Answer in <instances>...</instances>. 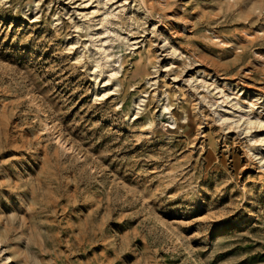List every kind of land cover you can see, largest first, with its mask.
<instances>
[{"label":"rangeland","instance_id":"rangeland-1","mask_svg":"<svg viewBox=\"0 0 264 264\" xmlns=\"http://www.w3.org/2000/svg\"><path fill=\"white\" fill-rule=\"evenodd\" d=\"M0 264H264V0H0Z\"/></svg>","mask_w":264,"mask_h":264}]
</instances>
